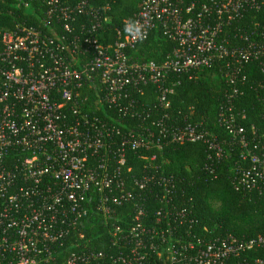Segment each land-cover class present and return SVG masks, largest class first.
Masks as SVG:
<instances>
[{
    "label": "built area",
    "instance_id": "obj_1",
    "mask_svg": "<svg viewBox=\"0 0 264 264\" xmlns=\"http://www.w3.org/2000/svg\"><path fill=\"white\" fill-rule=\"evenodd\" d=\"M185 2L142 0L126 24L141 25L143 38L117 29L114 41L106 43L109 5L15 0L17 7L34 12L37 23L18 14L11 27L0 28V264H231L243 250L264 246V234L248 240L232 234L208 241L191 233L186 238L182 226L191 227L194 220L173 202L172 177L157 181L166 208L151 219L132 189L149 190L155 177L124 175L130 171L125 169L129 152L162 150L167 142H204L210 157H227L213 132L190 122L166 123L173 78L222 60L223 74L232 82L240 74L234 60L241 64L264 54L253 44L231 48L224 38L232 23L259 10L264 0H205L198 8ZM1 15L0 10V20ZM159 28L176 42L173 52L159 64L133 60L131 52ZM146 86L155 88L165 110L155 122L159 137L151 126L141 130L123 122L128 116L142 122L151 117L134 98ZM237 93L219 107L217 122L237 139L230 150L232 145L240 150L235 189L262 192L264 145L258 153L260 145L238 120L231 104ZM155 158L143 156L150 163ZM130 199L135 211L123 225L114 220L116 208ZM92 214L105 222L98 237L107 249L94 247L80 231ZM238 264H264V259Z\"/></svg>",
    "mask_w": 264,
    "mask_h": 264
},
{
    "label": "trees",
    "instance_id": "obj_2",
    "mask_svg": "<svg viewBox=\"0 0 264 264\" xmlns=\"http://www.w3.org/2000/svg\"><path fill=\"white\" fill-rule=\"evenodd\" d=\"M142 0H94L97 5H109L111 19L107 23L106 43L113 42L115 31L125 28L126 21L132 19L140 9ZM205 0H186L185 6L194 3L198 8ZM15 0H0L2 11L0 28L11 27L18 14L27 18L29 24H36L32 10L17 7ZM226 45L231 48L247 47L253 44L264 49V3L259 10L248 11L243 18L232 23L225 31ZM247 39V40H245ZM177 46L162 29H155L150 37L138 44L131 52L133 60L139 62L154 61L162 63ZM1 49V42H0ZM224 61L216 60L208 67L195 71L192 75L174 76V92L169 95L171 107L166 123L180 127L190 122L198 126V130L213 132L218 142L228 150L227 157L218 160L210 154L208 144L196 143H164L162 150L152 149L148 152H129L124 175L127 178L149 174L155 177L154 184L148 190L132 189L133 195H140L151 219L157 211L165 210L163 189L157 183L162 176L172 177L173 202L179 208H185L189 217L194 220L182 226L186 238L191 233L198 238L214 240L217 237L232 234L239 240H248L264 234V191L245 192L236 190L233 182L235 171L240 163V150L230 144L237 139L220 127L218 109L228 102L227 96L237 90L231 104L239 114L238 120L246 128L247 136L261 152L264 145V54L251 56L241 64L233 61L232 66L240 67L239 76L229 82L224 72ZM139 110H151L149 120L142 122L139 117H125L123 122L137 125L141 130L150 127L154 135L159 137V129L155 122L162 118L165 110L159 108L153 86L144 87L142 94H137ZM95 105L98 102L92 100ZM141 112V111H140ZM245 115L242 119L241 116ZM154 122V123H153ZM235 139V140H234ZM155 155L150 163L143 159L144 155ZM211 166L214 172L208 168ZM124 169V170H125ZM131 189V188H130ZM97 196L93 195L90 208ZM171 206H169L170 208ZM114 220L127 223L134 200H126L116 208ZM181 227V228H182ZM105 230V222L101 217L92 214L80 231L99 249H107L98 235ZM76 235V233H74ZM195 238V237H193ZM264 259V246L245 249L229 261L231 264L254 262Z\"/></svg>",
    "mask_w": 264,
    "mask_h": 264
},
{
    "label": "clouds",
    "instance_id": "obj_3",
    "mask_svg": "<svg viewBox=\"0 0 264 264\" xmlns=\"http://www.w3.org/2000/svg\"><path fill=\"white\" fill-rule=\"evenodd\" d=\"M124 31L131 35L133 39H141L144 35L142 26L135 22L126 24Z\"/></svg>",
    "mask_w": 264,
    "mask_h": 264
}]
</instances>
